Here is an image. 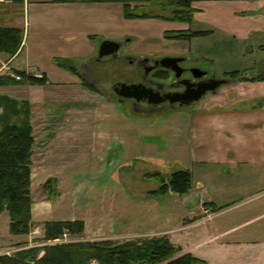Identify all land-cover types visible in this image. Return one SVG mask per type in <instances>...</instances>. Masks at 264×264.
Returning a JSON list of instances; mask_svg holds the SVG:
<instances>
[{
    "label": "crops",
    "instance_id": "crops-1",
    "mask_svg": "<svg viewBox=\"0 0 264 264\" xmlns=\"http://www.w3.org/2000/svg\"><path fill=\"white\" fill-rule=\"evenodd\" d=\"M191 4V22L144 18L157 27L151 36L179 44L146 56L191 55L211 62L228 81L190 105L144 113L133 105L128 111L126 99L91 91L79 73L53 61L83 65L96 56L91 43L102 28L99 21L126 19L122 4L0 0L1 15L20 6L29 12L28 32L26 25H17V15L7 17H14L8 26L24 30L26 42L13 57L0 53V62L15 70L11 64L27 49L24 71L41 64L46 80L24 86L42 118V129L33 133L34 146L43 140L32 156L34 225L81 221L85 241L165 236L178 254L191 253L207 264H264V79H259L264 75V0ZM177 33L187 37H173ZM121 36L110 39L121 42ZM195 40H201L196 47ZM222 52L237 65L215 67ZM234 71L241 72L238 79L227 76ZM59 89L80 97L64 102L55 98ZM183 169L192 172V188L183 195L152 194L160 184L142 177L155 172L169 177ZM34 189L41 190L39 196H33ZM204 207L217 215L203 221Z\"/></svg>",
    "mask_w": 264,
    "mask_h": 264
},
{
    "label": "trees",
    "instance_id": "trees-1",
    "mask_svg": "<svg viewBox=\"0 0 264 264\" xmlns=\"http://www.w3.org/2000/svg\"><path fill=\"white\" fill-rule=\"evenodd\" d=\"M79 1L120 3L123 6V15L126 19L157 17L173 21H192V0H177L176 2L170 0H52L55 3H76ZM157 3L176 7L173 15L169 17L155 14L152 11L150 13L139 11L140 8L145 9ZM202 34L204 32H193L191 35ZM24 35L25 32L21 28L0 26V53L15 56L22 46ZM173 37L179 39L187 36L177 33ZM59 66L76 73V69L71 65L60 63ZM16 72L21 76V80H16L11 75L0 76V85L24 83L35 85L46 82L44 75L37 77L26 71L16 70ZM240 75L239 71L227 74L232 79H238ZM259 79H264V75ZM85 84L87 85L86 82ZM87 86L92 85L88 84ZM30 109L29 103H21L7 95H0V213L4 210L9 211L11 216L10 232L15 235L28 234L32 226L31 159L34 136ZM147 178L160 184L159 189L152 194L165 195L173 191L183 195L192 188V172L188 169L173 172L167 182L159 172L150 173ZM49 182L51 183V181ZM74 226L77 227L74 228ZM65 230L81 234L84 231L83 222H47L44 239L54 240ZM47 248V254L37 261L38 264H47L48 262L50 264H73L72 261L75 264H90L89 260H96L99 264H132L140 263V261H143V264H207L205 260L191 253L179 255L178 248L165 236L123 243L103 241L51 245ZM38 250L39 248L30 249L28 252L22 250L14 257L2 258L1 264H31V261L35 262L36 260V256L31 254Z\"/></svg>",
    "mask_w": 264,
    "mask_h": 264
},
{
    "label": "rangeland",
    "instance_id": "rangeland-1",
    "mask_svg": "<svg viewBox=\"0 0 264 264\" xmlns=\"http://www.w3.org/2000/svg\"><path fill=\"white\" fill-rule=\"evenodd\" d=\"M173 2H176L177 0H170ZM166 3V2H165ZM161 5L159 3H157L154 6H149L145 9L140 8L139 11H144V12H153L155 14L158 15H163V16H171L173 15V11L176 7L169 5ZM165 6V7H164ZM2 7H0L1 9ZM180 10H182L183 8H179ZM8 14L12 15L15 14L17 15V17L15 19L16 22H18L17 25L24 27L25 26V30L28 32L29 31V12H28V8L24 10L23 6H20L19 10L16 11L15 7L9 8V11L7 12ZM10 15H1L0 14V25L1 26H8V25H14L12 23V19L14 18L12 16V18H10L8 20L7 17H9ZM26 19V20H25ZM147 19V18H145ZM144 18L140 19H123L121 17V19L117 18L115 19L114 17L111 18V20L109 18H106L104 20L101 19L99 21V23H101V29L98 31H95L94 36H92V43L97 47V55L92 57L91 59H88L87 61L83 62V65H78V64H73L69 61L66 60H61V59H53V61L55 62V64L59 65L60 63L63 64H67V65H71L72 67H74L76 69V73H79L85 80V82L88 84H91L92 86H88L91 91H101V95H107L109 99L112 100H116L119 101V99H123L120 96H118L115 93V87L117 86V84H133V83H139L141 82L143 75H144V71L142 70V68H140L138 66V61L139 59H147L149 56H146V54L152 52V51H161L163 49H173V47H177V45H179L178 43H173V42H167L166 40L163 41L162 39H160L159 37L156 36H151L152 33H154L155 29L157 28L155 23H151L150 21L145 22L143 20H145ZM142 20V21H141ZM151 20V19H149ZM14 21V20H13ZM35 22H36V17L33 16V14L31 15V35L34 34L35 32ZM10 27V26H8ZM151 29H154V31H151ZM94 31V30H92ZM113 35V36H111ZM121 36V48L119 51V59H113L112 57H104L101 60H99L98 57V51L100 48L101 43L107 39H112L114 38V36ZM151 36V37H150ZM105 37V38H104ZM215 38V40L217 42L220 43V39ZM118 41V40H117ZM26 42L25 39V35H24V41L22 43L21 48L19 49L18 53H20V51L22 50V48L24 47V44ZM201 42L200 41H193V46L196 47L197 44H199ZM176 44V45H174ZM169 47V48H168ZM27 50V49H26ZM26 50L24 51V53L22 55H20L12 64L11 66L15 68V70L13 68H9L8 65L1 63L0 62V76H5V75H11L12 77H14L16 80H18L16 77L20 76L19 73L16 72V70H20V71H24L27 69V64H26ZM221 51V50H220ZM32 52L35 53V50H32ZM17 53V54H18ZM7 55V54H6ZM9 56V55H8ZM219 56V54H218ZM13 57V56H10ZM185 57L187 60L183 63V65L185 67H195L196 65H200V68L205 70V71H209V75L211 77L217 76L218 78H220L219 75H217L214 71L213 66L211 65L212 63L207 62L206 60H198L197 58L191 56V55H187V56H182ZM232 57V56H231ZM6 61V59H4ZM50 59H48V63L51 64ZM35 62V60H34ZM219 63V64H218ZM41 64H35L33 65V68L29 74H34L35 76L41 75L42 73L39 71V67ZM218 67L220 69H231L232 66L237 65L236 63L231 62V60H227L226 55H224V52H222V57L220 58L219 62H215L214 61V66ZM240 65V64H238ZM10 66V67H11ZM241 76V75H240ZM166 77V76H165ZM173 76H171L172 78ZM171 78L168 77L167 81H171ZM216 78V77H215ZM21 80V79H20ZM25 85H32V84H18V85H0V95H7L11 98H14L16 100H18L21 103H29L30 105V110H31V124H32V128H33V133L34 130L36 132H40V130L42 129L41 125H40V120H42L41 117H39L38 114V109L35 107H32L30 101H29V97L27 95V90L24 88ZM58 97L55 98H59V99H63V101L65 102L68 98L69 100H73V99H77L80 96L78 95V93H76V91H73L72 93H68L66 91H61V89H59L57 92ZM55 96V94H54ZM62 102H57V105L59 104H63ZM79 102L77 101H71L69 102V104H78ZM124 107L130 111L131 110V106L134 104V100L132 99H126L124 100ZM138 108L144 112V113H153L155 112L154 109L152 107H149V105L146 104V102H142L140 104H138ZM168 107H164V108H160L158 110L160 111H165L168 110ZM140 111V112H141ZM51 120V118H50ZM39 129H37L39 126ZM35 128V129H34ZM34 136V135H33ZM43 142V140H39L37 139V148L38 146H40V144ZM34 144H35V139H34ZM36 145H33V149H36ZM31 161H33L31 159ZM144 175V176H143ZM142 177L144 179H148L147 178V174H143ZM164 179L166 180V182L169 180L170 176H164ZM149 180V179H148ZM152 180V179H151ZM159 189V188H158ZM37 190L34 189V195L39 196L40 192L37 191V193L35 192ZM32 196V195H31ZM192 201H190L191 205L194 206L197 201H195V198L191 199ZM10 225H11V216L8 210H4L3 212L0 213V246L3 247H16V246H22L25 249V252H28L30 249H34V248H39V250L35 253H32V256H36V260L35 262H32L31 259H29V261H31V264H38V260L42 257H44L47 254V250L49 246L51 245H65V244H77V243H99V242H103V241H85V237L83 236V233L78 234V233H73V232H69L68 230H65L63 232L62 235H60L58 238H56L57 240H59L60 242L57 243H48V240L44 239L45 238V226H39L38 225H34L32 222V226L30 229V232L28 234H20V235H15L13 233L10 232ZM77 226H74V228H76ZM41 228V229H40ZM76 230V229H75ZM157 236H154L152 238H155ZM163 237V236H161ZM145 239H150L149 237L146 238H142L140 240H145ZM55 240V239H54ZM52 240V241H54ZM138 240V239H136ZM129 241H134V240H129ZM114 243H123L126 241H112ZM176 246V245H174ZM177 247V246H176ZM95 252V250H94ZM179 252V250H178ZM93 254V251H92ZM181 255V254H179ZM73 264L74 261H72ZM139 262V261H138ZM143 261H140V263H132V264H143ZM87 263V261H86ZM90 264H99L98 261L96 260H89ZM47 264H50V262H48Z\"/></svg>",
    "mask_w": 264,
    "mask_h": 264
},
{
    "label": "water",
    "instance_id": "water-1",
    "mask_svg": "<svg viewBox=\"0 0 264 264\" xmlns=\"http://www.w3.org/2000/svg\"><path fill=\"white\" fill-rule=\"evenodd\" d=\"M121 46V43L116 40H104L98 51L99 60L104 57H119ZM184 60H186L185 57L166 56L161 59H157L155 62L157 66L174 71L176 78H181L186 71L180 66V63ZM150 70L151 69H148L147 72ZM190 71L193 75V79L183 80V84L185 85V89L183 91L169 92L165 95H161L160 91H155L143 83H121L116 88L115 92L123 99H134L136 102L146 101L149 104L159 105L168 100L172 104L184 106L199 101L207 93L215 92L219 87L227 82L225 79L215 77L204 79L209 72L201 69L200 67H194ZM194 79H199V81L195 82Z\"/></svg>",
    "mask_w": 264,
    "mask_h": 264
},
{
    "label": "flooded vegetation",
    "instance_id": "flooded-vegetation-1",
    "mask_svg": "<svg viewBox=\"0 0 264 264\" xmlns=\"http://www.w3.org/2000/svg\"><path fill=\"white\" fill-rule=\"evenodd\" d=\"M176 56L182 57V56H178V55H176ZM112 58L118 59L120 57H112ZM147 59L148 60L139 59V61H138V66L140 68H142V70L144 71L143 78H142L141 82H139V83H143L147 87L152 88L155 91H160L161 95H165L166 93H169V92L183 91L185 89V85L183 84V80L193 79V75H192L190 70L194 67L189 68V67H185L183 65V63L187 59L180 63V66L186 70L181 78H176L174 71H172L170 69L163 68L161 66H157L156 62H155L157 59H150V58H147ZM148 69H151V70L149 72H147ZM160 76H166V78L160 77ZM171 76H173V77L171 78ZM168 77L171 78V81H167ZM208 78H212V77L209 74L204 77V79H208ZM222 79H225L228 81V78H222ZM194 81L198 82L199 79H194ZM118 86H119V83L115 87V90ZM132 100H134V99H132ZM142 102H144V101H142ZM142 102H136L134 100L133 106H135V108H137L138 104H140ZM146 104L149 105V107H152L154 109V111H160L158 109L164 108V107L172 108V107L179 105V104H172L168 100L162 102L159 105L149 104L148 102H146Z\"/></svg>",
    "mask_w": 264,
    "mask_h": 264
},
{
    "label": "built area",
    "instance_id": "built-area-1",
    "mask_svg": "<svg viewBox=\"0 0 264 264\" xmlns=\"http://www.w3.org/2000/svg\"><path fill=\"white\" fill-rule=\"evenodd\" d=\"M43 75H38L37 77H42ZM18 80L21 79V76H17L16 77ZM203 212H204V216H203V221H209L212 220L217 214L210 208H203ZM60 242L59 240L55 239L54 241L49 240L48 243H57ZM26 248L22 247V246H16V247H3L0 246V264H1V260L2 258L5 257H14L17 253H19L22 250H25Z\"/></svg>",
    "mask_w": 264,
    "mask_h": 264
}]
</instances>
